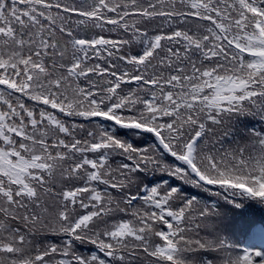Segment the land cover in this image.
<instances>
[{
	"label": "snow or ice",
	"instance_id": "obj_1",
	"mask_svg": "<svg viewBox=\"0 0 264 264\" xmlns=\"http://www.w3.org/2000/svg\"><path fill=\"white\" fill-rule=\"evenodd\" d=\"M0 264H264V0H0Z\"/></svg>",
	"mask_w": 264,
	"mask_h": 264
}]
</instances>
